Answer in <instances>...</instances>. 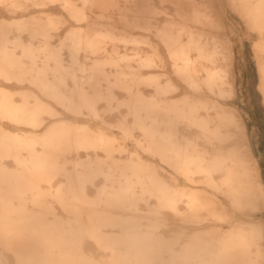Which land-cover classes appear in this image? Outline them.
I'll return each instance as SVG.
<instances>
[{
    "label": "bare ground",
    "instance_id": "obj_1",
    "mask_svg": "<svg viewBox=\"0 0 264 264\" xmlns=\"http://www.w3.org/2000/svg\"><path fill=\"white\" fill-rule=\"evenodd\" d=\"M81 1L79 7L72 0H0V79L7 83L0 85V119L31 129L18 135L0 126V244L15 253L16 264H101L86 252V237L94 238L101 248L111 249L113 264H258L264 256V222L254 223L250 230L221 231L214 227L196 231L177 252L156 230H146L137 222L131 211L138 210L134 207L140 196L128 180L125 184L120 181L119 187L110 191L101 189L111 213L98 215L93 226L86 225L78 207L94 205L89 185L96 187L99 175L110 176L106 162H90L72 173H67L66 164L71 158L96 156L98 149L104 150L107 158L112 157L109 137L104 132L93 134L83 124L92 125L101 117L100 102L107 101L108 107L112 104V88L104 93L100 80H110L105 66L116 67L117 60L103 53L97 56L107 41L114 40L111 31L101 28L100 22L88 15L87 10L99 0ZM231 4L241 12L245 27L261 37L255 50L259 56L264 55V0H231ZM59 9L69 12L75 21L62 42L69 48L71 64L64 63L62 48L50 44L61 24L55 16ZM216 24L220 31L225 29L219 18ZM13 31L18 36L11 45ZM24 32L42 41V67L36 62L35 49L20 40ZM161 39L172 59L171 74L182 79L192 92L205 91L216 99L206 102L186 95L178 103L166 102L159 111L158 104L142 103L136 97L135 125L143 130L151 149L164 151L167 163L189 184L198 185H189L188 192L180 193L189 198L191 217L197 224L228 222L231 215L225 201L243 214L256 210L264 204V185L251 158L249 141L230 148L226 154H211L188 137L190 132L198 131L212 143L227 146L237 140L231 127L247 135L244 117L233 106H238L240 92L237 80L232 79L235 54L231 42L221 35L208 37L186 27H169L161 33ZM132 42L138 43L136 39ZM80 51L97 56L89 69L87 64L79 63ZM29 63L36 68L38 80L33 74L32 80H27L31 74ZM153 64L149 56L140 61L143 67ZM77 69L83 73L80 79ZM87 70L90 72L85 73ZM49 71L53 80L46 78ZM258 71V88L264 101V59ZM120 76L116 85L128 90L127 73L121 72ZM154 80L149 78L147 82L152 85ZM27 82L36 86L37 95L29 93L32 90ZM154 86L161 94L177 89L170 75L164 85ZM14 91L21 101L14 100ZM50 100L64 111H58ZM141 110L148 112L149 124L140 118ZM211 110L216 113L210 115ZM10 159L14 166L9 164ZM138 164L140 167L134 170L137 177L149 168L142 159ZM62 173L67 175V186L58 188L52 196L70 218L65 221L55 215L49 220L47 215L53 211L46 198L50 194L42 190L41 182L51 184ZM148 177L145 193L155 197L160 208L175 210L178 194L169 191L154 169ZM116 208L126 209L128 214H117ZM103 227H120L122 231L117 236L104 232ZM0 264H5L1 253Z\"/></svg>",
    "mask_w": 264,
    "mask_h": 264
},
{
    "label": "rangeland",
    "instance_id": "obj_2",
    "mask_svg": "<svg viewBox=\"0 0 264 264\" xmlns=\"http://www.w3.org/2000/svg\"><path fill=\"white\" fill-rule=\"evenodd\" d=\"M72 1L81 7V0ZM93 5V9L87 10L88 15L92 17L93 21L100 22L101 28L111 31L114 36L113 42L107 41L97 56L102 57L104 54L103 56L106 57H114L117 60V66H105V71L109 75L110 80H100L101 89L104 93H107L108 89L112 88L114 94L112 104L108 107L107 101L103 100L100 102L99 114L101 117L93 121L92 125L83 124V127H88L91 133L99 134L104 132L109 137L112 141L110 149L114 150L112 157L107 158L106 152L98 149V155L96 156L94 155L90 158L80 157L78 159L71 158L66 164L67 173H72L74 169L82 170L83 166L90 162H106L105 169L110 176L99 175L95 181L96 187L93 188L92 185H89L92 188L89 191V197L94 202V205L78 207L83 220L87 222L86 225L93 226L98 215L106 212L111 213L110 210L112 209L104 204L106 197L101 196V189L106 188L110 191L114 186L119 187L120 181L125 184L126 180H128V183L135 188L140 196L137 206L134 207L138 210L131 211L136 216L137 222L143 225L146 230H156L177 252L182 251L194 233L199 230L210 231L214 227H220L221 231H230L235 228L250 230L254 224H240V219H233L232 217L228 222L212 221L204 225L197 224L194 221L193 217H191L189 198L180 195V193L182 191L188 192L187 187L189 185H198L189 184L175 171L167 163L164 151H156L147 145L148 142L145 141L143 130H140L135 125L134 101L137 97L142 103L158 104L160 106L159 111H162L166 102L178 103L186 95L206 102L216 99L205 91L200 94L192 92L187 84L181 81L182 79L171 74L172 59L170 58L168 47L165 46L161 39V33L169 27L172 29L186 27L208 37H217L219 35L225 37L231 42L236 56V60L234 57L235 64L233 66L232 79L237 80L239 87L240 99L238 107L247 125V135H243L235 127H231L230 130L237 135V141H249L251 158L257 164L264 182V106L260 96L262 94L258 90V69L264 59V55L259 56V53L255 50V45L261 41V37L254 30L245 27V20L241 12L232 7L231 0H99L97 5L95 3ZM197 8L198 14H194V9ZM55 16L60 20L61 24L56 34L52 36L50 44L55 49L62 48L64 63L71 64L69 48L62 45V42L69 31H71V26L75 21L71 14L64 9H59ZM8 17L7 15L6 18ZM218 18L224 24L225 29L223 31H220L217 27L216 19ZM16 33V31H13L11 35V45L17 39L18 35H14ZM133 39H136L138 43H133ZM20 40L23 44L32 46L35 49L36 62L42 67V64H44L42 41L29 34V32H24ZM85 54L89 55L88 59L85 58ZM91 54L80 51L78 55L79 63L87 64V68L88 66L90 68L91 64L94 63V57H97ZM148 56L154 59V64L149 67L141 66L140 61ZM30 65L32 63L28 64V66ZM31 68L35 71H31ZM29 71L31 74L27 75V80H32V74L34 75V80H38L35 77L37 74L36 68L30 66ZM75 72L78 79H80L83 73L79 69ZM89 72L90 70H87L85 73ZM121 72L127 73L128 90L122 88L121 85H116L117 80L121 77ZM169 75L177 89L168 94L158 93L154 85H164ZM153 77L155 80L150 85L147 79ZM46 78L53 80L50 71ZM3 84L6 86L7 83L0 79V85L3 86ZM70 84H73V82L70 81ZM27 86L29 90H32L29 91L30 94L37 95L35 93L36 86L29 82H27ZM14 93H16L14 100L17 102L21 101L20 95L16 91ZM51 102L58 111H64L61 106H58L53 101ZM222 104L226 103L223 102ZM147 113V111L141 110L140 118L145 120L146 124H149L150 120L147 117ZM202 113L205 114V112ZM215 113L214 110L210 111V115ZM0 126L12 134L24 135L31 132V129L24 125L10 124L8 121H2L1 119ZM159 127L161 129L164 128V126ZM188 137L198 141L211 154H226L229 151L227 148L230 145L233 146V143L228 146L212 143L213 141L209 140L205 134L198 131L190 132ZM139 142L143 145L145 144L146 147L141 146ZM138 159H142L149 167L146 172H139V177L134 172L136 168L140 167ZM8 162L11 166H14L12 159ZM151 169H154L155 175L160 178L170 192L178 194L175 210L166 207L160 208L157 199L145 193L144 186L149 182L148 175ZM122 173L124 176H121ZM67 182L66 173L55 177L51 184L46 181L41 182L42 190L50 194L46 198L47 204L51 206L53 211V213L47 215L49 220H54L55 215L65 221L70 218L69 212L52 196L58 188L67 186ZM202 188L207 190L206 187ZM29 207L33 208L31 204H29ZM226 208L230 210L229 207ZM114 212L117 214H128V211L123 208H116ZM248 216L264 221V204L260 205L256 210L249 211ZM149 225L156 227L149 228ZM102 229L109 234L116 233L115 235L117 236L122 231L120 227H103ZM84 246L86 252L96 259L98 263L113 264V251L109 248H101L94 238L86 237ZM0 253L5 264H16L15 253L1 244ZM258 264H264V256L259 259Z\"/></svg>",
    "mask_w": 264,
    "mask_h": 264
},
{
    "label": "crops",
    "instance_id": "obj_3",
    "mask_svg": "<svg viewBox=\"0 0 264 264\" xmlns=\"http://www.w3.org/2000/svg\"><path fill=\"white\" fill-rule=\"evenodd\" d=\"M235 60H236V56H235ZM258 86H259V84H258ZM239 90V89H238ZM258 90H259V88H258ZM261 96V101H262V104H263V106H264V101H263V97H262V95H260ZM233 106L234 107H236L237 109H239L238 108V106L237 105H235L234 103H233ZM246 127H247V125H246ZM247 129V128H246ZM233 143V146L232 145H230V144H232ZM232 143H230L229 145V147L227 148V149H229L230 150V148H232V147H240L243 143H245L243 140H239V141H237V140H235V141H233ZM228 146V145H227ZM226 149V148H225ZM260 179H261V181H262V183H263V185H264V182H263V180H262V178H261V175H260ZM225 206L226 207H229V209L230 210H228L227 208V211L230 213V215H231V217L233 218V219H240L241 221H240V224H244V223H252V224H254V223H256V224H259V223H263L264 221H261V220H256V218H254V217H251V216H248V214H243V213H240V212H238V211H235V210H233V208L232 207H230L229 206V204L225 201ZM248 220H250V221H248Z\"/></svg>",
    "mask_w": 264,
    "mask_h": 264
}]
</instances>
